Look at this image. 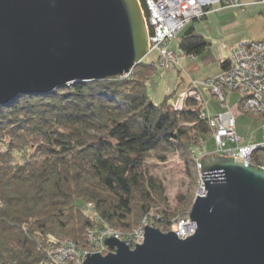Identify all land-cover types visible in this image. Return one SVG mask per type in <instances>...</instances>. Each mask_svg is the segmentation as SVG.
<instances>
[{"label": "trees", "instance_id": "1", "mask_svg": "<svg viewBox=\"0 0 264 264\" xmlns=\"http://www.w3.org/2000/svg\"><path fill=\"white\" fill-rule=\"evenodd\" d=\"M210 46L193 27L180 38L185 56L199 57ZM220 65L223 74L231 59ZM158 68L144 61L132 79L78 82L0 106V264H51L53 248L66 240L86 247L91 228L133 233L165 200L146 169L150 159L179 153L199 178L195 156L209 155L205 143L216 144L214 133L193 101L192 109L175 112L170 97L160 105L150 100L147 84ZM252 163L264 167V151ZM160 218L153 226L170 232V215Z\"/></svg>", "mask_w": 264, "mask_h": 264}, {"label": "water", "instance_id": "2", "mask_svg": "<svg viewBox=\"0 0 264 264\" xmlns=\"http://www.w3.org/2000/svg\"><path fill=\"white\" fill-rule=\"evenodd\" d=\"M149 53L138 0H0V106L121 78ZM199 168L195 234L180 239L147 225L142 245L105 239L110 253L84 264H264V168L218 155Z\"/></svg>", "mask_w": 264, "mask_h": 264}, {"label": "built area", "instance_id": "3", "mask_svg": "<svg viewBox=\"0 0 264 264\" xmlns=\"http://www.w3.org/2000/svg\"><path fill=\"white\" fill-rule=\"evenodd\" d=\"M149 37V49L158 53V67L170 71L179 64V55L172 49L173 42H180V33L194 20H202L214 6L223 8H245L241 0H138ZM257 5H264V0H254ZM180 53L184 55L181 51ZM231 67L214 79H209L201 84L193 81L190 87L181 93L177 102L171 105L175 112H185L192 108L187 102L193 101L196 107L203 110V117L208 119L214 133L217 152L216 155L240 159L248 166L257 151H264V135L260 140L253 136H241L236 129V113L227 110L223 113L211 115L205 103L201 90L208 92L224 108H227L228 96L232 93L243 95L238 105V112L256 116L264 126V40L258 42L240 43L231 52ZM132 79V72L121 77ZM200 164V158L195 156ZM264 168V167H262ZM2 203L0 202V208ZM93 205H89L87 213H92ZM147 218L133 233L123 235L119 231L104 225L91 228L86 232L87 245L79 247L71 241L56 247L51 252L54 264H84L87 255L103 254L108 248L105 239L117 238L125 241L134 249L142 245L145 239V226L150 225ZM183 229H175L180 239H186L195 234L196 227L191 219L182 221ZM180 227V228H182Z\"/></svg>", "mask_w": 264, "mask_h": 264}, {"label": "rangeland", "instance_id": "4", "mask_svg": "<svg viewBox=\"0 0 264 264\" xmlns=\"http://www.w3.org/2000/svg\"><path fill=\"white\" fill-rule=\"evenodd\" d=\"M241 3L244 4V1L241 0ZM224 9L242 8H223L221 5H218L214 6L209 13L215 14ZM244 12L245 14H239L240 16L227 13L224 15H213L209 21L205 19L192 21L190 27L195 22L196 32L205 36L210 41L211 46L203 55L194 58L182 55L180 53V44L173 42L171 49L179 55V64L170 71L163 70L159 66L158 70L154 72L147 84V93L150 100L154 104L160 105L167 97H170V102L174 101L173 103H176L177 97L185 92L193 81L201 84L209 78H216L220 71V63L231 58L232 48L238 42V45H240V42H258L264 40V9L257 6L248 8ZM144 61L149 65L157 64L158 53H149ZM201 91L213 114L229 109L236 113V126L240 135L253 136L259 140L264 135V126L256 116L246 115L241 111L238 112V105L243 95L235 93L233 97L229 96L226 103L227 108L220 109L218 106L219 110L217 109L216 111L213 102L214 98L208 93V89ZM188 104L189 102H187ZM169 107L171 106L169 105ZM204 152L209 155H203L200 158V162L205 157L212 156L210 154L217 152V146L213 139L206 140ZM146 169L162 185L165 199L164 201H157L153 205L152 211L150 212L151 223L149 226L156 228L153 226L156 222L151 219L157 217L159 218L157 220H160L161 212H164L172 218L170 232L175 233V229H183L181 222L190 219L194 201L200 194L202 187L201 170L198 174L199 178H193L187 168L185 160L179 153L168 155L166 161L155 158L150 159L146 163ZM188 198L189 201H192V204L186 203ZM144 220L139 226H141ZM157 229L162 231L160 228ZM68 242L70 241L66 240L64 244ZM60 246H57V248ZM109 253L110 250L107 249L102 255L107 256ZM51 264H54L52 260Z\"/></svg>", "mask_w": 264, "mask_h": 264}, {"label": "crops", "instance_id": "5", "mask_svg": "<svg viewBox=\"0 0 264 264\" xmlns=\"http://www.w3.org/2000/svg\"><path fill=\"white\" fill-rule=\"evenodd\" d=\"M244 1V4H246V7L245 8H242V9H224V10H222V11H220V12H218V13H215V14H208L207 15V17L206 18H204L205 20H207V21H209L210 20V18L213 16V15H224V14H227V13H229V14H236V16H240L239 14H245V10L246 9H248V8H251V7H262V9H264V5H257V4H255L254 3V0H243ZM238 10H242V11H238ZM233 11H235V12H233ZM203 20V19H202ZM194 21H198V20H194ZM191 24V23H190ZM190 24L180 33V35H179V41H180V38H181V35H183V33L187 30V29H189V28H191V27H193V29H194V31L196 32V24H195V22L192 24V26L190 27ZM197 33V32H196ZM198 34H200V33H198ZM200 35H202V34H200ZM203 36V35H202ZM204 38H206L205 36H203ZM207 39V38H206ZM208 40V39H207ZM177 43L178 44H180V42H178L177 41ZM239 43V42H238ZM238 43L232 48V50L238 45ZM240 43H242V42H240ZM194 58H197V57H194ZM224 70L221 68V65H220V71H219V73L217 74V75H219V74H221L222 72H223ZM182 91H184V90H182ZM181 91V92H182ZM233 95L234 94H232L230 97H233ZM174 102V101H173ZM172 101L170 102L169 101V105L171 106L172 104H174ZM214 102V107H215V109L217 110H219V107L216 105V102H215V100L213 101ZM218 107V108H217ZM236 125H237V123H236ZM236 129H237V132H238V128H237V126H236ZM238 134H239V132H238ZM240 135V134H239ZM242 136V135H241ZM262 138V137H261ZM260 138V139H261ZM257 140H259V139H257Z\"/></svg>", "mask_w": 264, "mask_h": 264}]
</instances>
